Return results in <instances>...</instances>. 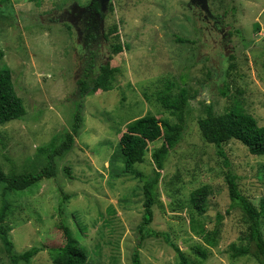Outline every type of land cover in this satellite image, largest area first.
Masks as SVG:
<instances>
[{"label":"rangeland","instance_id":"374dc122","mask_svg":"<svg viewBox=\"0 0 264 264\" xmlns=\"http://www.w3.org/2000/svg\"><path fill=\"white\" fill-rule=\"evenodd\" d=\"M91 1L0 0V69L10 68L25 109L0 124L3 171H38L48 161L50 141L60 144L76 114L80 119L71 149L55 158L54 176L23 191L8 190L4 199L0 184V210L4 200L9 203L0 221V264H11L3 235L15 253L41 248L28 264H52L50 249L65 242L62 221L85 249V264H131L143 180L119 172L118 140L128 123L146 113L177 122L157 99L167 81L173 94L185 87L190 99L181 138L160 170L149 227L168 233L191 261L194 247L202 246V264H258L250 255L230 256L229 245H245L248 231L242 211L230 207L224 176L229 167L241 194L259 209L264 155L231 139L219 148L223 158L201 137L198 120L207 103L217 114L239 103L264 125V0H98L99 11ZM114 41L124 45L116 54ZM106 62L117 68L113 87L81 96L80 79L90 82ZM161 142L149 143L135 169L153 175L151 153ZM205 184L211 189L207 211L197 215L189 195ZM190 211L206 229L223 215L216 246L191 229ZM260 230L264 238L262 218ZM139 254L142 264H178L162 237L145 236Z\"/></svg>","mask_w":264,"mask_h":264},{"label":"trees","instance_id":"16d2710c","mask_svg":"<svg viewBox=\"0 0 264 264\" xmlns=\"http://www.w3.org/2000/svg\"><path fill=\"white\" fill-rule=\"evenodd\" d=\"M99 1L93 0L92 7L99 11ZM118 38L116 26L110 29ZM178 41H188L185 38H178ZM124 45L120 41L111 44V52L116 54L123 50ZM2 53L0 52V56ZM117 68L106 62L101 64L98 73L87 83L85 79H80L79 90L81 96L92 94L97 90H109L113 87L114 75ZM173 84L167 81L164 88L157 92V99L170 114L174 115L177 122L171 123L167 119H158L151 113L136 118L125 126L118 140V156L121 160L119 172L122 175H130L143 180V213L140 224L138 225V243L131 254V264H142L139 254L141 241L145 236L162 237L164 241L173 249L176 254L178 264H202L207 258V249L202 246L194 247V260H189L177 244L170 239L169 234L156 231L149 227L152 221V207L155 203L157 194L160 170L163 169L164 161L170 149L180 140L185 122V108L190 99L188 90L180 87L178 93H172ZM206 114L198 120V128L204 141L214 144L217 148L231 139L237 140L246 146L249 153L253 155H264V125H259L256 118L246 112L239 103H236L229 110L223 113H215L212 105L207 103ZM25 109L21 98L14 90L11 70L8 66L0 69V124L12 119L21 117ZM80 127V119L76 114L71 132L66 133L65 139L56 145L54 139L48 144L49 155L47 163L36 172L31 173H11L7 174L0 165V184L5 183L2 190L3 199L8 190L23 191L36 184L43 178H50L56 174L55 158L61 157L69 151L74 143V136L77 135ZM162 139L159 147L151 153L152 161L155 165L153 175H144L135 169L134 165L144 159L149 143ZM45 151V148H39ZM218 154L225 158L224 151L218 150ZM224 164L228 162L224 159ZM68 173V168H64ZM119 173V174H120ZM225 182L227 184L230 207H237L243 213V222L247 226V243L245 245H229L230 256L232 258L250 255L258 264H264V238L260 230V220L264 219L263 201L259 209L238 189V176L227 167L225 172ZM209 185L205 184L192 190L189 195V208L195 209L197 215H204L207 211V197L210 194ZM67 195H63L59 204L60 213L63 211V201ZM9 209V203L4 200L0 210V221ZM62 210V211H61ZM190 211V227L197 232L205 244L209 247L217 245L220 226L223 215L218 213L215 217V224L212 229H206L203 224L198 222L194 213ZM228 212V211H227ZM63 231L65 242L58 247L50 249L52 254V264H85L87 253L85 249L74 238L70 229L64 221L60 224ZM3 243L6 247L11 264L23 262L28 264L31 258L36 255L41 248L31 246L21 253H15L12 243L6 235H3Z\"/></svg>","mask_w":264,"mask_h":264},{"label":"flooded vegetation","instance_id":"af4514ba","mask_svg":"<svg viewBox=\"0 0 264 264\" xmlns=\"http://www.w3.org/2000/svg\"><path fill=\"white\" fill-rule=\"evenodd\" d=\"M92 3H93V1H91V6H92Z\"/></svg>","mask_w":264,"mask_h":264}]
</instances>
